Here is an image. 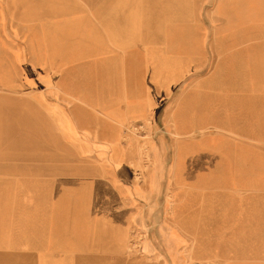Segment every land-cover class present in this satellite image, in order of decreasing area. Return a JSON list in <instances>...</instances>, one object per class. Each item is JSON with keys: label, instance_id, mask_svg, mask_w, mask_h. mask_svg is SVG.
<instances>
[{"label": "rangeland", "instance_id": "1", "mask_svg": "<svg viewBox=\"0 0 264 264\" xmlns=\"http://www.w3.org/2000/svg\"><path fill=\"white\" fill-rule=\"evenodd\" d=\"M35 41L41 52L26 61L34 70L21 72L12 54L34 53ZM0 63L14 80L39 79L43 112L68 113L73 129L66 137L24 125L22 106L4 114L0 264H172L167 228L177 224L163 197L178 185L159 183L162 194L151 197L150 144L165 137L175 153L182 101L209 109L247 78L264 96V0H0ZM108 113L130 121L120 127ZM251 144L264 153V143ZM184 234L186 264H225L202 246L211 233Z\"/></svg>", "mask_w": 264, "mask_h": 264}, {"label": "crops", "instance_id": "2", "mask_svg": "<svg viewBox=\"0 0 264 264\" xmlns=\"http://www.w3.org/2000/svg\"><path fill=\"white\" fill-rule=\"evenodd\" d=\"M20 21L28 27L29 19L21 18ZM128 36V42L122 43L123 49L130 47L134 39L132 35L133 38ZM39 47L35 41L34 53L14 52L12 56L16 64L13 66L21 72L28 66L34 70L26 61L37 60V54L41 52ZM11 71L10 63H0V89L4 91V95H0V127L4 125V114H12L11 110L22 106L26 116L19 118V122L36 130L45 124V130H60L66 137L71 136L73 129L68 113L54 106L43 112L40 80L25 74L14 80ZM251 82L248 78L242 79L241 89H235L232 82L227 86L231 88L230 94L216 96L209 109L185 106L182 101L174 119L180 136L175 153L165 137L161 147L151 143L150 159L154 170L148 178L152 190L149 194L159 198L156 197L162 194L157 191L159 183L178 185L176 190L164 192L163 197L165 210L172 211L178 226L167 228L174 233L177 243L172 252L177 256L170 257L172 264L188 263L183 255L184 249L189 247L184 233L191 232L211 233L207 241L203 240L204 234L201 240L202 246L209 248L210 258L217 257L225 264H264V153L251 144L258 143L261 147L264 143V96L259 90L258 94L252 90L256 86ZM15 89L34 95L21 99L7 93ZM128 112L130 116L137 113L143 118L147 114L146 109L132 107ZM107 117L120 127L130 121L126 114L108 113ZM8 119L12 120V117ZM209 128L214 129L211 135L194 137ZM72 142L73 146L76 145L75 141ZM201 156H209L211 160H197ZM162 167L161 175L159 168ZM201 167L206 169L198 173ZM167 168L169 174L165 175ZM118 180L123 184L120 176ZM196 241H199L198 234Z\"/></svg>", "mask_w": 264, "mask_h": 264}, {"label": "bare ground", "instance_id": "3", "mask_svg": "<svg viewBox=\"0 0 264 264\" xmlns=\"http://www.w3.org/2000/svg\"><path fill=\"white\" fill-rule=\"evenodd\" d=\"M26 14V13H25ZM31 16H33L32 14L31 15H29L28 14V17H29V19H31ZM128 38H129V36H128ZM127 132V131H126ZM148 141H149V139H148ZM139 142V141H138ZM151 142V141H150ZM118 148V147H117ZM134 148V147H133ZM150 150H151V144H150V147H149V150H148V152H150ZM133 154H134V152H133ZM133 154H131V155H133ZM124 205V204H123ZM123 209V208H122ZM118 211V210H117ZM108 215V214H107ZM134 236V235H133ZM129 238H127L126 239V241L128 240ZM140 248V247H139ZM149 249H150V246H149ZM132 250V249H131ZM141 250V249H140ZM144 252L146 253L147 251L146 250H144ZM143 254V253H142ZM142 256V255H141ZM114 257V256H113ZM128 257H129V255H128ZM131 258V257H130ZM142 258V257H141ZM129 259V258H128ZM152 260V259H151Z\"/></svg>", "mask_w": 264, "mask_h": 264}]
</instances>
